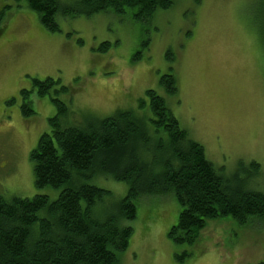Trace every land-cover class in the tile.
<instances>
[{"label": "rangeland", "instance_id": "374dc122", "mask_svg": "<svg viewBox=\"0 0 264 264\" xmlns=\"http://www.w3.org/2000/svg\"><path fill=\"white\" fill-rule=\"evenodd\" d=\"M4 2L12 7L0 14V196L56 199L61 190L35 186L31 152L58 108L49 95H39L34 78H60L78 88L57 96L70 107L63 121L82 123L118 110L144 113L140 100L149 105L148 88L162 92L159 79L171 68L179 90L168 101L180 125L231 181L237 172L245 180L242 167L257 162L260 173L247 177L245 189L264 191V0H177L138 22L106 12L58 14L55 32L30 8ZM22 89L29 91L26 99ZM26 101L35 111L28 116ZM92 182L112 191L96 205L99 214L128 192L125 181L111 176ZM181 209L173 194L140 197L137 216L124 221L133 233L118 264H264V219L243 225L230 217L209 219L194 244H176L168 232ZM184 251L189 256L176 259Z\"/></svg>", "mask_w": 264, "mask_h": 264}, {"label": "trees", "instance_id": "16d2710c", "mask_svg": "<svg viewBox=\"0 0 264 264\" xmlns=\"http://www.w3.org/2000/svg\"><path fill=\"white\" fill-rule=\"evenodd\" d=\"M176 1L15 0L36 12L52 32L60 30L58 14L91 17L106 12L138 22L169 10ZM109 44L104 42L101 50ZM140 57L139 51L133 60ZM167 58L174 59L171 51ZM61 83L60 78L33 79L39 95H49L58 113L31 152L35 186L61 189L59 196H0V264H118L133 233L124 221L137 216L143 195L173 194L178 200V222L168 232L176 244H194L209 219L230 217L241 225L264 219V191L245 189L246 179L260 173L259 164L251 161L242 167L246 179L237 172L233 181L214 166L170 108L168 99L179 90L172 68L159 79L162 92L146 90L149 105L144 99L139 104L144 113L118 110L107 117L88 116L82 123L63 121L70 107L57 95H72L78 88ZM21 93L26 99L29 91ZM22 110L25 116L35 113L30 101ZM100 175L128 184L127 194L104 214L95 207L112 191L92 182ZM188 256L184 251L176 259Z\"/></svg>", "mask_w": 264, "mask_h": 264}, {"label": "flooded vegetation", "instance_id": "af4514ba", "mask_svg": "<svg viewBox=\"0 0 264 264\" xmlns=\"http://www.w3.org/2000/svg\"><path fill=\"white\" fill-rule=\"evenodd\" d=\"M0 14L3 13L5 10H7L6 6L7 4L4 2V0H0ZM3 30L4 28L2 26H0V37L3 34Z\"/></svg>", "mask_w": 264, "mask_h": 264}]
</instances>
